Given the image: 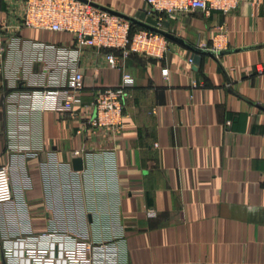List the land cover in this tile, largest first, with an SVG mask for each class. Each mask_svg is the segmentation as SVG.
Listing matches in <instances>:
<instances>
[{"label": "crops", "instance_id": "1", "mask_svg": "<svg viewBox=\"0 0 264 264\" xmlns=\"http://www.w3.org/2000/svg\"><path fill=\"white\" fill-rule=\"evenodd\" d=\"M91 1L131 17L134 29H160L169 49L162 59L133 54L112 68L105 50L81 49L70 33L12 28L24 0H0V165L9 166L14 195L0 203V264L7 247L31 264L29 249L58 253L75 239L107 245L95 264H264V0L209 14ZM219 26L227 48L215 53ZM65 67L84 73L83 104L118 85L123 69L132 74L120 134L80 131L82 107L76 117L58 111L62 97L47 90L68 82L57 70ZM90 165L99 172L97 216H88L92 230L74 234L54 220L51 176Z\"/></svg>", "mask_w": 264, "mask_h": 264}, {"label": "built area", "instance_id": "2", "mask_svg": "<svg viewBox=\"0 0 264 264\" xmlns=\"http://www.w3.org/2000/svg\"><path fill=\"white\" fill-rule=\"evenodd\" d=\"M240 1L242 0H146L152 14L194 10H201L206 14L212 10L228 13L237 8ZM12 28L70 33L81 49L94 47L98 50H107L105 58L112 68H123V61L132 54L162 59L169 49L168 40L162 33L145 28L132 32L130 20L95 5L91 0H24L21 19L18 25ZM225 29L224 26H219L214 32L211 50L215 53L227 48ZM2 41L3 36L0 34V55L4 52ZM260 71H264V65L260 67ZM162 75L164 79H168L169 69H162ZM134 85L132 74L123 69L118 85L100 87L95 91L92 102L83 104L84 73L81 70H74L65 85L53 87L47 90V93L62 97L58 104V111L61 114L76 117L77 109L83 108L80 131L86 128L90 133H97L98 129H105L114 137L124 129V100ZM74 154L80 155V151L76 150ZM13 198L10 169L7 164H2L0 203H9ZM155 214L154 209L148 210L149 216ZM106 248L107 245L102 243L75 239L71 246L59 250L58 253L56 249L41 247L29 249L27 253L31 264H95L97 250ZM15 252L13 247L6 248L7 264H21L14 259Z\"/></svg>", "mask_w": 264, "mask_h": 264}, {"label": "rangeland", "instance_id": "3", "mask_svg": "<svg viewBox=\"0 0 264 264\" xmlns=\"http://www.w3.org/2000/svg\"><path fill=\"white\" fill-rule=\"evenodd\" d=\"M57 70H60L62 80L70 77L71 69L69 67ZM24 71L25 69H21V74ZM36 71L39 72L40 68L38 67ZM98 179L99 172L92 165L84 174L54 172L51 176L52 186L50 192L52 205L57 209V212L54 213V220L60 222L59 219L63 218V222L68 225V230L74 234L80 231L92 230V223L90 224L88 216L91 215L92 220L97 216L91 206L93 191L99 185ZM60 185L63 187L61 192L58 190V187H61Z\"/></svg>", "mask_w": 264, "mask_h": 264}, {"label": "water", "instance_id": "4", "mask_svg": "<svg viewBox=\"0 0 264 264\" xmlns=\"http://www.w3.org/2000/svg\"><path fill=\"white\" fill-rule=\"evenodd\" d=\"M95 5L100 6V7L104 8L105 10H108V11L114 13V14H117V15L123 16V17L127 18L128 20H130L131 22L134 21V19H132L131 17H129V16L123 14V13H120V12H118V11L112 10V9H110V8H108V7H105V6L99 5V4H97V3H95ZM146 29H149V30H153V31H156V32L163 33L160 29H158V28H154V27H148V28H146ZM73 168H74V170H76V171H81V170L84 169V159H83V157H81V156H77V157H74V158H73Z\"/></svg>", "mask_w": 264, "mask_h": 264}, {"label": "trees", "instance_id": "5", "mask_svg": "<svg viewBox=\"0 0 264 264\" xmlns=\"http://www.w3.org/2000/svg\"><path fill=\"white\" fill-rule=\"evenodd\" d=\"M135 30H136V29H134L133 24H132V32L135 31ZM105 51H107V50H105ZM132 55H133V54H132Z\"/></svg>", "mask_w": 264, "mask_h": 264}]
</instances>
